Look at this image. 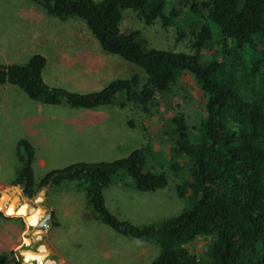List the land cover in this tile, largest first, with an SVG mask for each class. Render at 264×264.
<instances>
[{
    "label": "trees",
    "instance_id": "trees-1",
    "mask_svg": "<svg viewBox=\"0 0 264 264\" xmlns=\"http://www.w3.org/2000/svg\"><path fill=\"white\" fill-rule=\"evenodd\" d=\"M33 1L49 17L81 21L103 53L137 66L144 78L115 79L89 93L49 87L43 80L46 59L36 54L23 64L0 66V85H13L45 105L132 106L151 116L157 113L156 98L184 82L200 95L202 119L196 128L183 115L171 119L175 141L168 149L169 167L180 180L179 197L190 202L174 217L134 225L105 206V190L118 175L131 179L139 192L167 186L165 174L145 169L143 149L113 162L72 164L36 181L33 148L21 141L14 184L23 196L31 199L64 182L85 184L86 204L96 220L131 242L157 247V257L148 264H264V0H188L186 28L177 25L182 14L170 0ZM124 11L146 25L176 26V41L188 38L189 52L144 50L138 33L121 29ZM16 200L3 194L0 210L25 215V206L16 208ZM26 221L34 226L37 212ZM202 238L209 242L197 257L188 245ZM43 253L25 252L24 257L42 264ZM0 264L20 263L11 252Z\"/></svg>",
    "mask_w": 264,
    "mask_h": 264
},
{
    "label": "rangeland",
    "instance_id": "rangeland-1",
    "mask_svg": "<svg viewBox=\"0 0 264 264\" xmlns=\"http://www.w3.org/2000/svg\"><path fill=\"white\" fill-rule=\"evenodd\" d=\"M170 1L173 7L182 14L181 18L177 20V25L186 28L184 24V13L188 6V0ZM40 26H43L44 29H48V35H50L51 32L55 35L57 29H59L58 32H60V34H57V37L59 36L60 40L62 37L68 35L66 33L67 31L71 32L72 29H76L77 35L87 36L88 43L91 41L96 42L94 38H92L93 40L91 39L88 31L85 32L86 29L79 20L70 18L66 21H59L49 17L46 15L43 8L33 0H0V33L6 31L9 34H13L16 31H23L22 29L27 27L32 28ZM121 29L124 32L138 33L139 36L137 41L144 50L153 47L173 52H189L188 38L179 42L176 41V26L164 28L160 23L146 25L132 11L123 12ZM30 32L32 33L34 30L31 29ZM20 43L22 44V41H15L12 45ZM45 49L48 50V46H46ZM37 51L42 56L46 54L40 47L37 48ZM28 54L29 53L26 52L21 62L27 61ZM105 55V57H107L105 59L106 66L103 61L101 84L107 85L115 79H127L133 75H139L144 78V72L137 66L125 62L117 56ZM78 64L80 65L83 63L78 62ZM99 64L100 63L95 58L87 55V70H89L87 80L90 81V84H94L92 79L98 76L93 70L99 69ZM102 86L105 87L104 85ZM199 96L198 91L194 90L190 84L187 85V83L184 82L178 83L172 88L170 93L163 94L156 98V114L145 116L132 106L126 107L123 112L121 111L120 115L123 116V137L117 140L116 143L119 144L118 147L117 144L114 143L113 145H107V143L112 144L108 139L94 142L93 148L96 149V151L92 149V152H87V162L80 163L113 162L125 158L135 149H143L145 154V169L152 173L165 174L168 181L165 188L157 190L156 192H139L133 188V181L131 179L125 176H115L112 184L104 193L105 206L111 214L120 220H127L134 225H147L174 217L190 208V202L186 198H180L178 195L177 187L180 184V180L174 177L170 170L168 149L175 141V137L170 135L173 129V124L171 122L172 118L183 115L191 127L196 128L198 126L202 119ZM0 117L2 118L1 114ZM4 117L9 118L7 115H4ZM190 132L192 136L195 135L194 129ZM14 133L15 132H13V134ZM8 140H10V138L7 136L6 141ZM59 164H61L60 166L65 165L61 167L65 168L69 166V161L65 163L60 162ZM39 174L40 173L37 172L34 176L36 181L39 180ZM184 178L188 179V173L186 171ZM53 192H57V194L53 193V197L57 196L55 198L57 201L71 200L70 202H72V204L76 202L79 205L80 208L77 210L81 216L79 217L84 219L81 222H87L86 220L89 219L91 221L87 222V227H84V232L77 229L75 231L77 233H73L71 237L62 240V245H64L62 246L63 252H69L71 249L72 252H76L78 255L87 253V261L96 262L99 258L96 243H98L104 235L105 242L104 239H102V242L109 248H114V254L115 252L117 253V256H115L114 259H110L108 264H111L113 260L116 261L117 264H126L123 255H118L122 252H124L126 256L129 254L127 258L128 260H132V262H128V264H148L157 257L159 251L155 245L131 242L127 238L115 233L107 226L94 220L95 214L86 204L85 184H80L77 181L64 182L60 186H55ZM3 194H6L10 198L12 197V200L14 198L17 199L16 208L23 205L25 206V215H22V217L27 218L31 211L40 214L41 212L39 209L44 210L41 203V192L37 193L33 198L28 199L20 193L18 186H11L2 189L0 191V197ZM0 213V217L8 220L17 216L16 214L7 215L4 210H0ZM21 221L23 224L19 227L21 236L19 237L17 248L26 247V245H24V240H29L30 243L27 245V248L32 247L35 250V242L31 243V240L35 238V226L25 224L23 218H21ZM92 223L96 226H93ZM77 224L79 226L80 223ZM15 231L16 230L13 229L9 235H6L7 237L5 236L4 239L0 240V254L3 250L8 248L13 240L14 233H16ZM208 242L209 238L199 239L188 245V249L191 254L199 257L205 251ZM99 245H102V243ZM80 256L82 257L84 255ZM81 257L76 258L81 259ZM137 257L139 259H137ZM102 260L104 259L101 258L100 261ZM18 261L20 264H23L21 259Z\"/></svg>",
    "mask_w": 264,
    "mask_h": 264
},
{
    "label": "crops",
    "instance_id": "crops-1",
    "mask_svg": "<svg viewBox=\"0 0 264 264\" xmlns=\"http://www.w3.org/2000/svg\"><path fill=\"white\" fill-rule=\"evenodd\" d=\"M84 28L86 29L85 26ZM31 29L34 32L31 33ZM22 30L16 31L17 34L16 32L9 34L6 31L0 33V66L23 64L25 62L21 61L26 52L29 53L28 60L33 55L39 54L37 48L40 47L46 53L45 56L43 54L46 59L43 80L49 87L69 89L77 93L100 91L104 88L102 85L106 84H101L102 63L104 61L106 66L107 57L100 50L97 42L88 43L87 36L77 35L76 29H72L71 32L67 31L68 35L62 37L61 40L59 36L57 37V34H60L59 29L55 35L53 32L51 34L49 32L50 35H48V29H44L43 26L27 27ZM90 37L93 38L91 35ZM15 41H22V44L12 45ZM46 46L48 50L45 49ZM87 55L100 63L99 69L93 70L98 75L97 78L92 79L94 84H90L87 80L89 73ZM77 61L83 64L79 65ZM124 109L115 106L81 109L66 105H45L30 100L22 90L13 85L8 83L0 85V114L2 115V118L0 117V191L7 187L18 186L22 193L20 186L14 184L16 172L21 166L17 157L19 142L26 141L32 146L34 151L33 173L35 176L39 172L38 179H41L50 171L62 169L61 167L65 165L60 166V162L69 161V165L87 162V152L92 149L96 151L93 148L95 141L108 139L112 144L107 143V145L117 144V140L123 137V116L120 114ZM4 115L9 118H5ZM7 136L10 138L8 141H6ZM39 192L42 194L41 203L44 210L39 209L41 213H37V221L34 225L36 233L31 243L35 242V250L32 247L27 248L29 240H24L26 247L17 248L21 236L19 227L23 224L21 218L25 224H28L25 217L17 215L9 220L0 217V240L4 239L7 234L9 235L13 229L16 230L8 248L1 252L0 261L13 252L16 260L21 259L23 264H37L36 260L25 259L24 253L30 251L44 252L45 257L42 264H108L110 259L117 256V253L113 252L114 248H109L102 242L104 235L96 243L99 254L96 262H88L87 253L80 254L84 255L81 257L71 249L69 252H63L62 240L77 233L75 232L77 229L84 232L87 222L91 221L89 219L86 220L87 222H81L84 219L80 218L77 211L80 208L79 205L76 202L72 204L71 200L57 201L55 199L57 196L53 197V193L57 194V192H53L52 187H46ZM49 213L51 223L40 228L39 224ZM77 223H80L79 226ZM93 226L96 225L93 224ZM101 243L102 245H99ZM122 253L118 255H123L126 264L132 262L127 258L129 254L126 256L124 252ZM76 257H81V259ZM101 258L104 260L100 261ZM111 264L117 263L113 260Z\"/></svg>",
    "mask_w": 264,
    "mask_h": 264
},
{
    "label": "water",
    "instance_id": "water-1",
    "mask_svg": "<svg viewBox=\"0 0 264 264\" xmlns=\"http://www.w3.org/2000/svg\"><path fill=\"white\" fill-rule=\"evenodd\" d=\"M51 223V214H47L45 216V218L43 219V221L39 224V227L40 228H44L47 226V224H50ZM31 225V224H30ZM31 252V251H30Z\"/></svg>",
    "mask_w": 264,
    "mask_h": 264
}]
</instances>
